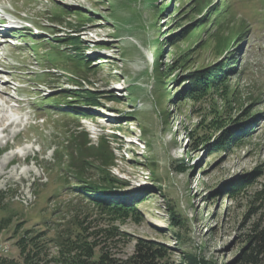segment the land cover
<instances>
[{
  "label": "rangeland",
  "instance_id": "1",
  "mask_svg": "<svg viewBox=\"0 0 264 264\" xmlns=\"http://www.w3.org/2000/svg\"><path fill=\"white\" fill-rule=\"evenodd\" d=\"M212 1L229 7L235 25L246 23L245 36L231 48L237 61L228 81L236 94L228 111L236 120L231 129L246 121L250 131L241 135L239 143L210 151L208 144L192 150L186 131L196 129L201 137L215 139L220 131L197 125L211 119L214 104L223 103L216 95L193 102L178 98L177 93L185 85L186 73L224 61V54L216 55L212 41H206L215 24L175 45L165 39L189 24L180 12L189 0H157L155 4L167 6L158 17L141 0H0L6 11L50 33L43 40L28 31L15 32L19 47L0 41V78L11 80L0 82L1 255L18 256L15 241L22 231L14 232L17 223H23L21 229L63 228L71 216H77L87 218L90 226H117L123 238L114 239L109 249L118 256L131 254L136 239L143 238L166 246L169 259L177 263L240 264L238 256L263 206L258 208L253 195L264 182V0ZM77 9L91 19L75 28L82 30V45L88 48L84 54L92 60L100 57L90 61L91 69L85 72L83 67L73 68L78 59L69 55L71 48L63 41L72 31L69 23L80 20ZM159 33L164 50L161 68L176 79L166 83L171 100L157 98L151 76L155 47L148 43ZM200 38L202 43L193 47L189 61L173 66L182 51ZM69 74L90 80L111 100L100 99L98 108L77 101L65 106L59 87L77 88L66 78ZM16 82L18 90H14ZM8 97L12 103L5 102ZM79 131L88 133L93 143L101 135L109 140L116 157L111 172L127 181L124 191L148 188L147 198L137 205L142 219H112L87 198L81 199L75 190V162L71 164L76 152L71 134ZM145 139L151 142L150 149ZM4 148L8 151L2 152ZM179 163L185 168L182 172L174 168ZM150 167L156 168L157 179L150 176ZM255 170L261 173L237 194L230 196L224 190L230 180ZM82 179L101 181L89 166ZM170 207L179 221L173 222ZM8 215L10 221L2 222Z\"/></svg>",
  "mask_w": 264,
  "mask_h": 264
},
{
  "label": "trees",
  "instance_id": "2",
  "mask_svg": "<svg viewBox=\"0 0 264 264\" xmlns=\"http://www.w3.org/2000/svg\"><path fill=\"white\" fill-rule=\"evenodd\" d=\"M141 1L142 4L146 3V6L153 10L156 17L163 13L167 7L163 3L155 4L157 0ZM179 1L182 2L183 0ZM228 8L227 5L223 6L218 2L213 3L212 0H189L188 7L180 10L184 14L183 18L189 19V24L180 32L168 34L165 38L169 45H175L186 37L197 36L198 33L206 28L207 24L214 23L215 28L207 36L206 41H212V48L216 55L224 54L223 62L218 61L209 65H202L189 71L182 78L183 85H185L177 93L178 98H188L196 102L207 96L216 95L223 103L221 107L214 104L211 107V119L200 120L197 125L204 129L213 128L220 131V134L215 139L210 141L209 138L201 137L195 131L196 129L186 131L192 150H196L200 145L207 146V144L210 151L218 148L225 149L231 143H239L241 135L250 131L249 122L247 123L246 121H242L240 127L231 129L232 124L236 120L231 117V113L228 110L232 108L236 88L229 85L228 79L229 75L235 72V63L237 61L235 55L231 52V48L236 41L239 42L238 40H242L245 36L243 33L245 32L246 23L241 21L235 25L232 18L229 17L232 15L229 14ZM75 13L80 20L76 25L69 23L72 31L68 33V36L63 41L67 40V44L71 48L70 55L74 59H78V62L72 64L73 68L80 70L83 67L82 71L85 72L91 69V66H89L91 60L88 55L84 54V50L87 47L82 45L83 41L74 32L75 28L83 27L91 19L86 17L81 9H77ZM178 24L179 22L176 23V26ZM152 26L157 27L156 23L152 24ZM164 34L166 33L164 32ZM150 42L155 47L156 53V64L151 76L158 91L157 98L166 96L171 100L166 91V83L176 81V79L170 78L168 73L161 68L160 59L164 50L160 46L158 38L155 37V40L150 39ZM201 43L202 40L200 38L195 43H192V47L190 46L186 51H182L178 60L172 63L173 66L179 62L182 65L187 63L191 57L190 52L193 47ZM182 65L180 66L182 67ZM74 83L78 88L59 87V91L62 93L61 97H63L62 101L65 104L77 101L89 106H99L102 104L100 99L110 98L104 96L105 92H100L98 89L93 88L90 80L84 78L80 80L74 79ZM87 85H91L92 88H88ZM112 98L116 99V96H112ZM68 107L74 110L71 105ZM83 116L89 115L84 114ZM167 117L168 115L162 119V124L165 126L168 124ZM127 120L129 119L125 121ZM141 131L145 135L146 130L144 127H141ZM144 142L147 148L150 149L151 142L148 139H145ZM72 144H74L76 151L72 155L71 163L75 162V177L77 178L75 190L81 199L87 198L89 204L94 205L101 213L112 216V219H125L127 217L133 218L134 221L142 219L137 205L147 198L148 188L123 190L128 183L111 172V167L114 165L116 157L110 148L109 140L101 135L97 142L93 143L88 138V133L79 131V133L71 134ZM87 166L96 169L101 181L87 182L82 179V174ZM174 168L178 172L185 170L180 163ZM149 169L150 176L153 179H157L156 168L150 167ZM260 173V170H255L254 172L242 174L230 180L227 184H223V188L230 196L235 195L245 185L253 182ZM253 196L255 202H258V208H260V205L263 206L261 207L259 218L252 223L246 244L238 256L240 264H264V182L255 190ZM169 214L173 222L179 221L175 209L170 207ZM1 219L2 222H9L11 217L8 215ZM70 219V224L63 228L44 227L42 229H34L24 227L21 229L23 223H17L14 232L22 231L15 241L18 256L9 257L0 254V264H182L169 259L166 246L143 238L136 239L131 254L125 257L118 256L109 249L114 239L117 241L119 236L122 237L124 235L117 226L112 223L102 227L90 226L87 218L84 217L79 219L77 216H71Z\"/></svg>",
  "mask_w": 264,
  "mask_h": 264
},
{
  "label": "bare ground",
  "instance_id": "3",
  "mask_svg": "<svg viewBox=\"0 0 264 264\" xmlns=\"http://www.w3.org/2000/svg\"><path fill=\"white\" fill-rule=\"evenodd\" d=\"M2 92H3V91L0 90V93H2ZM7 101H10V98H9V97L5 99V102H7Z\"/></svg>",
  "mask_w": 264,
  "mask_h": 264
}]
</instances>
